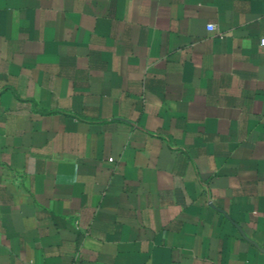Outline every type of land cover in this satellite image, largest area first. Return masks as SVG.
I'll return each instance as SVG.
<instances>
[{
  "label": "crops",
  "instance_id": "0c3cea01",
  "mask_svg": "<svg viewBox=\"0 0 264 264\" xmlns=\"http://www.w3.org/2000/svg\"><path fill=\"white\" fill-rule=\"evenodd\" d=\"M261 38L264 0H0V264H264Z\"/></svg>",
  "mask_w": 264,
  "mask_h": 264
},
{
  "label": "built area",
  "instance_id": "2783aa9c",
  "mask_svg": "<svg viewBox=\"0 0 264 264\" xmlns=\"http://www.w3.org/2000/svg\"><path fill=\"white\" fill-rule=\"evenodd\" d=\"M212 28H213L212 25H209V26H208V29H209V30H211ZM260 43H261V44H264V39H263V38L260 39Z\"/></svg>",
  "mask_w": 264,
  "mask_h": 264
}]
</instances>
